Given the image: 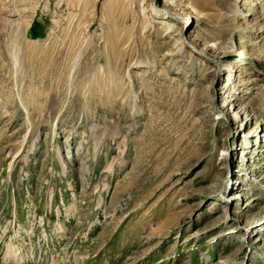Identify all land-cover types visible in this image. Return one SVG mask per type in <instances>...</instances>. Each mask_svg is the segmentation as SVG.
<instances>
[{"label": "rangeland", "instance_id": "obj_1", "mask_svg": "<svg viewBox=\"0 0 264 264\" xmlns=\"http://www.w3.org/2000/svg\"><path fill=\"white\" fill-rule=\"evenodd\" d=\"M0 264H264V0H0Z\"/></svg>", "mask_w": 264, "mask_h": 264}]
</instances>
